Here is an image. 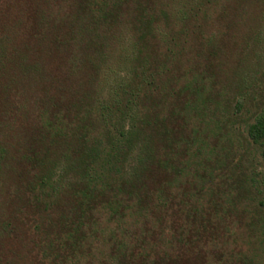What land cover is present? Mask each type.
Instances as JSON below:
<instances>
[{
  "label": "trees",
  "instance_id": "obj_1",
  "mask_svg": "<svg viewBox=\"0 0 264 264\" xmlns=\"http://www.w3.org/2000/svg\"><path fill=\"white\" fill-rule=\"evenodd\" d=\"M0 14V264H216L221 189L248 187L205 188L236 167L220 139L264 77V0ZM245 138L264 157V106Z\"/></svg>",
  "mask_w": 264,
  "mask_h": 264
},
{
  "label": "rangeland",
  "instance_id": "obj_2",
  "mask_svg": "<svg viewBox=\"0 0 264 264\" xmlns=\"http://www.w3.org/2000/svg\"><path fill=\"white\" fill-rule=\"evenodd\" d=\"M9 21L10 24L1 26L17 39L23 29L15 30L13 20L5 23ZM258 75H254L255 85L248 87L247 101H242L244 107L239 110L233 108L237 116L220 139L224 149H230L233 153L229 158H232L231 164H236V167L230 169L227 165L214 169L209 186L205 188H223L225 183L234 181L240 175L245 176L248 187L247 197L234 189H231L229 196L228 191L221 189L223 206L229 205L232 210L226 214V225L215 236L216 264H264V157L260 149L245 138L248 123L256 111L264 106V77ZM249 97L252 98L251 103Z\"/></svg>",
  "mask_w": 264,
  "mask_h": 264
}]
</instances>
